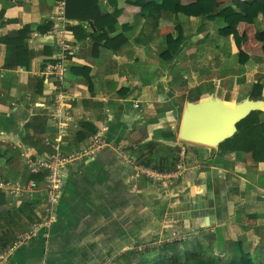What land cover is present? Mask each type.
Segmentation results:
<instances>
[{"label": "crops", "instance_id": "1", "mask_svg": "<svg viewBox=\"0 0 264 264\" xmlns=\"http://www.w3.org/2000/svg\"><path fill=\"white\" fill-rule=\"evenodd\" d=\"M58 1L0 0L2 181H26L23 154L43 152L44 137L57 133L51 115L57 85L43 72L57 52L51 31ZM135 1L98 0L101 15L121 11L114 24L67 18L72 54L64 87L70 98L64 151L84 148L103 126L108 146L65 169L49 238L39 235L18 246L4 264H264V162L181 137L192 105L234 107L249 100L252 85L264 77L263 43L256 37L264 32V18L240 23L236 36H223L227 23L217 13L235 1L254 0H216L213 14L206 12V0H180L196 6L191 12L198 16H154ZM22 31L27 37L18 35ZM121 37L126 41L118 49ZM254 102H260L264 120V90ZM181 146L187 148L186 168L167 188L135 184L133 169L117 153L122 147L171 172ZM4 199L0 253L41 209L39 201ZM173 236L183 240L136 251Z\"/></svg>", "mask_w": 264, "mask_h": 264}, {"label": "built area", "instance_id": "2", "mask_svg": "<svg viewBox=\"0 0 264 264\" xmlns=\"http://www.w3.org/2000/svg\"><path fill=\"white\" fill-rule=\"evenodd\" d=\"M69 21L66 16V0H59L56 3L55 25L51 35L55 37L57 52L44 68V77L53 81L56 95L52 109V118L55 120L57 133L44 137L45 150L41 153L25 152L23 154L25 169L30 179L26 181H2L0 180V194L8 199H16L18 202L39 201L41 209L36 214V220L22 233L18 239L9 244L0 253V264H4L18 246L29 242L31 239L43 235L49 238L51 228L57 221L58 208L61 202L62 189L64 186L65 169L77 162L91 160L96 154L108 146L106 128L100 127L92 137L91 141L84 148L76 152L66 153L65 139L69 136V119L67 117L70 98L64 92L69 72L67 59L72 54L66 42ZM135 108H139L136 104ZM187 148L181 146L178 153L176 169L171 172L158 171L155 166L140 163L133 155L129 154L122 147L117 148L120 160L133 169L131 180L146 181L157 184L161 188H167L171 183L179 181L185 171V155ZM41 179L39 180L38 178ZM183 240L182 237L173 236L170 239H160L150 245L137 247V252L145 250L156 251L165 244H171Z\"/></svg>", "mask_w": 264, "mask_h": 264}, {"label": "trees", "instance_id": "3", "mask_svg": "<svg viewBox=\"0 0 264 264\" xmlns=\"http://www.w3.org/2000/svg\"><path fill=\"white\" fill-rule=\"evenodd\" d=\"M206 1H207L206 12L213 14L215 12V8L218 7L216 6V0H206ZM97 3L98 0H66L67 18H69L70 20H78V21L94 20L96 24H99L100 19L104 18L109 22H111L112 24H114L117 18L119 17V15L121 14V11L117 10L112 15H108V14L101 15ZM134 3L139 5L142 8V11L144 12L150 11V13H152L154 16L159 15L162 12H169V11L175 14L184 13L195 16L199 15V12H196V14H192L191 12L192 8L197 9L196 6L194 7L182 6L180 4V0H163L161 3H155L145 0H136ZM236 9L240 10L241 13H236ZM216 16H220L224 18L225 22L227 23L226 28L223 29L221 34L223 36H230V35L236 36L237 26L240 23L254 24L259 16H262L264 18V0H254L252 2L235 1L233 3V6L223 8L217 13ZM18 35H20L21 37H27L28 34L27 31H22ZM256 37L259 41L263 43L262 49L264 53V32L257 33ZM25 39L26 38H24V40ZM120 39L121 40L118 49L126 41L124 37H121ZM2 41H4V43H7V39L6 40L2 39ZM175 47L179 49V46H175ZM240 55L242 56L244 54L241 52ZM30 60L31 58H29V61L25 63V66L29 65ZM263 90H264V77H262L261 80H259L257 83L252 85L248 99L252 101L262 100ZM261 115H262L261 111H251L245 118L240 120L236 124L237 132L234 135V137L224 141L219 145V153L247 154L256 163L264 162V120L261 119ZM77 136L78 139L82 141L81 140L82 137H80V133H78ZM83 139H86V137H83ZM139 162L148 164L144 161H139ZM28 179H30V177ZM38 179L40 180L41 177ZM5 202L6 201L4 199V196L0 194V205H3ZM242 256H244V254H242L241 257ZM162 263L163 262L158 264H162Z\"/></svg>", "mask_w": 264, "mask_h": 264}, {"label": "water", "instance_id": "4", "mask_svg": "<svg viewBox=\"0 0 264 264\" xmlns=\"http://www.w3.org/2000/svg\"><path fill=\"white\" fill-rule=\"evenodd\" d=\"M260 102L246 100L240 105L224 107L200 102L192 105L184 119L181 137L184 141L204 145H220L230 137L236 124L251 111H258Z\"/></svg>", "mask_w": 264, "mask_h": 264}]
</instances>
